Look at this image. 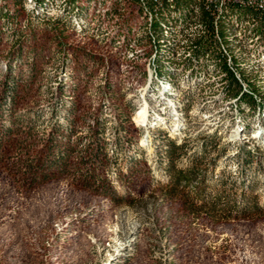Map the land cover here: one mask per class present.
<instances>
[{
    "label": "rangeland",
    "instance_id": "obj_1",
    "mask_svg": "<svg viewBox=\"0 0 264 264\" xmlns=\"http://www.w3.org/2000/svg\"><path fill=\"white\" fill-rule=\"evenodd\" d=\"M115 24L109 20L94 34L60 29L62 53L54 34L1 38L0 264H264V150L248 160L217 137L219 149L202 157V131L221 120L228 119L226 137L236 133L237 143L252 135L227 116V103L193 107L190 124L177 116L180 106L163 110L157 103L158 124L191 128L177 166H186L191 152L205 177L195 186L183 181L174 193L159 126L132 119L149 92L139 74L142 59L98 35ZM25 37L24 56L34 55L35 74L8 105V66L21 80L29 75L17 52ZM219 172L226 182L215 178ZM251 195L261 213L248 216Z\"/></svg>",
    "mask_w": 264,
    "mask_h": 264
},
{
    "label": "trees",
    "instance_id": "obj_2",
    "mask_svg": "<svg viewBox=\"0 0 264 264\" xmlns=\"http://www.w3.org/2000/svg\"><path fill=\"white\" fill-rule=\"evenodd\" d=\"M30 1L33 7L27 6L29 0H0V41L3 35L13 37L26 31L30 33L31 37H37L40 34H54L60 48L58 52L62 53L65 44L61 41L60 33L62 32L59 31L60 29L87 28V32L94 34L95 28L109 20L116 19V24L110 31L98 35L110 38V41L116 45V50L121 52L127 50L133 57L142 59L140 65L138 64L142 67L139 70L141 76L147 78V63H151L156 72L170 76L173 74L184 75L183 72L186 70L187 75L196 81L195 87H198L200 81L205 83L214 76L221 86L219 93L221 98L227 100L237 96L238 114L243 125L252 121L259 115V112L262 114L261 102L254 94L260 96L264 101V76L258 75L256 71L264 66V63L261 65L259 61L261 49L262 51L264 49V3L256 0L228 1L222 5L219 2L217 4L207 2V0ZM51 8L54 17L48 18L46 14H49ZM131 8L133 12H131ZM126 10L128 12L121 13ZM22 13L26 14V19L23 22L21 20ZM187 30L186 36L189 38V42L186 46L180 47L179 36L184 35ZM238 30L243 34L237 35ZM25 39L21 38L18 42L17 52L20 62L28 68L29 75L21 80L19 75H13L12 65L8 66V75L4 83L8 105H14L13 101L18 97L19 85L21 83L29 84L31 76L35 74L34 55L24 56L27 53L23 44L28 42L29 38L25 37ZM249 42L248 53L254 52L258 56L255 63L241 61L238 58L239 53L235 52V47L238 44H248ZM134 45L140 46V51H136L133 48ZM28 54H32L31 51ZM89 61V58L82 61L81 67L85 74L89 73ZM237 74L247 84V91L243 89ZM57 84L63 86L62 81H58ZM189 97L190 93L188 92L185 94V98ZM136 110L132 119L138 125L135 121ZM159 132L162 134L160 138H164L163 142L166 146L168 165L171 171L169 178L174 184L172 187L174 193L183 181L192 182V186H195L203 177L202 181L204 182L205 177L200 169L201 162L191 157V152L190 157L187 156V165L177 166V163L184 161V157H186L187 143L175 140L162 128ZM205 137L202 150L199 151L202 157L209 151L219 149L217 137L222 138V135L215 130L208 135L205 134ZM241 151L245 153L248 160H251L255 154L251 152L250 147L246 146ZM176 158L178 161H175ZM213 167L215 168V166ZM222 174L221 172L215 173V178L220 180L225 177L226 182L229 177ZM242 184L241 182L240 185ZM233 206L238 207L236 203ZM244 212H247L248 216L261 213L255 195L247 198Z\"/></svg>",
    "mask_w": 264,
    "mask_h": 264
},
{
    "label": "bare ground",
    "instance_id": "obj_3",
    "mask_svg": "<svg viewBox=\"0 0 264 264\" xmlns=\"http://www.w3.org/2000/svg\"><path fill=\"white\" fill-rule=\"evenodd\" d=\"M228 1L244 2V1H248V0H226V1L219 2V4L222 5L223 3H226ZM207 2L212 3V1H210V0H207ZM27 6L33 7V4L30 0H29V3L27 4ZM50 10H52V8ZM187 33H188V30L184 35L179 36L180 37L179 38V44H180V39L183 42V46H181V47L186 46L187 43L189 42V38L186 36ZM236 33H237V35L243 34V32L241 33L240 30H238ZM248 45H250V42L248 44H238L235 47V52L239 53L238 58L241 61L249 62V63H255V61L258 59V56L254 52L248 53V50H247ZM240 49H244L245 51L242 52V51H240ZM180 53L183 54V52H180ZM260 53H261V55L259 54L260 55L259 61H260V64L262 65V63H264V49H263V51L261 49ZM146 71H147L146 74H147L148 83L144 87H145V89L149 90V92L146 95V100L144 98V100L146 102L144 101V104H142V106L140 108L137 106L135 121L138 123V125L142 124L146 127V125L154 126L157 124L156 126H159L158 132L162 128V129H164V132H168L169 135L172 138H174L175 140L187 142L188 140H185V137H187V139H188L189 136H191V128L179 126V122H177V124L175 123V125L171 122L168 126L167 125L163 126V124H158V123H160V120H159V118L154 116V113H153L154 109L156 108V104L158 103V104L162 105L163 110L165 109L164 106L168 109L169 105H171V104H173L174 106H175V104L177 106H180L179 107L180 113L175 111L177 116L179 118L188 119L187 123L190 124L191 121H189V119L192 116L191 109L193 107L196 106V108H198V110L202 111V110L209 109L211 105H214V104L217 105L221 102H224V103H227V109H226V110H228V111H226L227 116H230V118H231L233 115V118H236V122H238V124L241 126V130L243 131V133L246 135L248 133H250L252 135L251 139H249V141H247V144H244V141H242L243 143H237L238 141L236 139L238 137H237V135H235L236 133H234V135L232 137L227 138L226 134H227L228 128H229V127H227V125H229L227 122L228 119L219 121L218 124L216 123V125L211 127V128L209 127L207 129H204L202 131L203 134L208 135L215 130L218 131L222 135V140L224 139L225 143H230L233 145V147H236V151L243 150V148L245 146L250 147L251 152L255 153V154L261 152V150H264V101L261 99L260 96H258L257 94H254V96L257 97L258 100L261 102V107L263 108L262 114H260L261 112H259V115L254 117L252 119V121H248L247 125H243L240 118H239V114H238V105L239 104H237V101H238L237 96L230 97L227 100H224L223 98H221V96L219 95V93L221 91V86H220V83L217 82V80L215 79L214 76H212L211 80H207L205 83L203 81H200L198 87H195L194 84L196 83V81L194 79H192L191 77H189V75H187L188 72L186 70L183 72L184 75L183 74L182 75L173 74L170 76V75L160 74V73L156 72L154 66L151 63H147ZM256 71L257 72H263V73H259L258 75L264 76V66L262 68H260L259 70L257 69ZM189 72H190V70H189ZM211 74H213V73H211ZM236 76H237L238 80L240 81V83L242 84L243 89L247 91L248 86L243 81V78L239 74H237ZM162 87H164L163 89L167 90V91H165V94L167 93L166 94V103L164 102V100H160V97H162L160 95V89ZM188 92L190 93V97L185 98V94ZM167 101L169 102V104ZM224 111H222V112H224ZM165 112H166V110H165ZM250 129H253V131L250 132ZM238 131L240 132L239 129H238ZM182 133H187V134H185L183 137ZM253 142L255 143L254 144L255 146L252 145Z\"/></svg>",
    "mask_w": 264,
    "mask_h": 264
},
{
    "label": "built area",
    "instance_id": "obj_4",
    "mask_svg": "<svg viewBox=\"0 0 264 264\" xmlns=\"http://www.w3.org/2000/svg\"><path fill=\"white\" fill-rule=\"evenodd\" d=\"M142 2H145L146 0H141ZM210 1H212V3H217L218 4V2H221V1H226V0H210ZM248 1H253V0H248ZM256 1H258V2H260V3H264V0H256ZM230 2H232V1H230ZM234 2V1H233ZM131 12H133V10H132V8H131ZM181 46H183V42H182V40L180 39V47Z\"/></svg>",
    "mask_w": 264,
    "mask_h": 264
}]
</instances>
